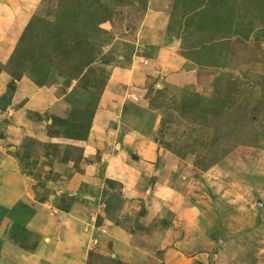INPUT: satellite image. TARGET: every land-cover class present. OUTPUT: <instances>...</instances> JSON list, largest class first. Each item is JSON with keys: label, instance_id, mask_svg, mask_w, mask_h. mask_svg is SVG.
<instances>
[{"label": "rangeland", "instance_id": "1", "mask_svg": "<svg viewBox=\"0 0 264 264\" xmlns=\"http://www.w3.org/2000/svg\"><path fill=\"white\" fill-rule=\"evenodd\" d=\"M160 44L193 76L160 71ZM144 70L141 85L117 76ZM97 110L113 114L94 136ZM0 153L41 201L93 207L79 230L42 221L55 262L264 264V0H0ZM89 162L97 195L53 189ZM2 171L7 205L21 185L4 189ZM6 212L0 264H50L29 219Z\"/></svg>", "mask_w": 264, "mask_h": 264}, {"label": "crops", "instance_id": "2", "mask_svg": "<svg viewBox=\"0 0 264 264\" xmlns=\"http://www.w3.org/2000/svg\"><path fill=\"white\" fill-rule=\"evenodd\" d=\"M172 37V36H170ZM171 42V40L169 41ZM175 47L176 44L170 46V47H165L164 45H159L156 49L157 51V59L159 62L162 63V65L159 67V70H167V71H172V72H177L180 71L179 73H186L188 76L192 77L193 76V69L195 68L194 62L191 60H186L187 58L181 57L179 58V60L177 61V63L175 65H172V63H168L166 65V61L167 59H165V54L166 53H173L175 52ZM134 69V68H133ZM166 71V72H167ZM149 70H144V71H133V72H118L117 76L123 78V80L125 81L124 83H138V85H141L143 83H140L141 81H143L144 78V73H149ZM114 76V74H113ZM137 85V84H135ZM31 104V103H30ZM23 110H26L25 108H22ZM42 110V109H41ZM16 112V114H22L21 110H14ZM112 111H108V110H97L95 113V117L93 120V129H92V134H98V133H102V131L104 130V128L107 127V124L110 123L112 121ZM92 136V135H91ZM95 136V135H94ZM57 141L63 142L61 145L64 147V145L67 144V141L65 139H60L57 138ZM23 143L21 142L20 145ZM86 145V144H85ZM29 149H25L23 152V158L26 156V153L29 152ZM84 153L85 155H87V159L90 160V158L92 157V153H89L88 148L84 149ZM0 156L3 157H12L11 154L8 155H1ZM60 164L65 163L66 164V160L69 159L68 156H63L60 155ZM88 169L84 172L81 171L80 176H78L76 173L75 175L70 178L71 180H73L74 178H76L77 180L73 183L70 184V182L68 181V179H63L60 180L59 184L54 183V190L57 191H65V190H76L77 193L82 194V195H97L99 193V189L96 188V183L98 181V177H96L95 175L91 174L89 171H92V169H90V162L88 164ZM64 166V165H63ZM7 168V162L6 161H1L0 160V171H2L3 169ZM66 168V167H63ZM8 169V168H7ZM1 175L3 176L2 178L4 179L3 183V188L4 189H8L10 191H13L15 188V185H17V183H19L21 186L20 188L16 189V191L18 192L17 194L13 195V199L6 205L3 203L2 199H0V203L2 205V207L6 208L7 210V214H6V218L12 222L13 219H15V217L19 216L18 219H22L24 217H27L28 222L24 224V226L22 227L23 231L27 230H33V232L39 233L41 234L39 241L36 242V246H35V251L34 254L39 257V259H43V260H48V262L50 264H78V260H80V264H83V259L85 258L83 255V258L78 259V258H74L72 255H75L76 252L74 254H71L68 259L65 258V256L63 258H60V260L58 262H55L53 259H55V257H57V255H59V253L57 254L56 249H52L51 247H49L48 245H46L43 241V235L45 234V228H40V227H35L33 224L37 221V219H40L41 221H44V219H47L52 222H54L56 224V227H59V224H61L62 222H69L72 223V225H70L69 230H79L80 227H82V221L83 219H93L92 218V212L90 211L91 208H93L92 206L88 205V204H81V202H74L71 206V209L69 211H64L62 210L61 206H54L55 204L53 202H55L54 198H56V195L54 192L53 195L48 194L46 195V197L44 198V200L41 201V199L38 198L39 191L36 190L35 188H33L31 186V182L30 180L28 181V179L21 173V165L17 164V168L15 169V171L13 170H9L7 172L2 171ZM8 176V177H6ZM96 177V178H95ZM28 183H29V187H28ZM74 186H77V188H74ZM1 187V185H0ZM80 187V189H79ZM59 189V190H58ZM127 200V199H126ZM128 201V200H127ZM120 204V202H119ZM50 206L53 207L54 210L50 209ZM125 207L127 205H124ZM100 207H102V205H100ZM119 207V206H118ZM22 209H23V213H22ZM61 211H64V215H62V213H60ZM58 219H61L58 220ZM62 219H65L64 221ZM97 219H104V212H100V214L97 216ZM105 219H110L109 218V214L105 213ZM113 219V218H112ZM77 220V221H76ZM49 223V222H48ZM47 225V224H46ZM80 225V227H79ZM103 225V224H101ZM49 226V225H48ZM79 229H77V228ZM103 228V226H102ZM48 230V229H47ZM46 230V231H47ZM70 237V241H73L72 238H76L78 235L76 232H72L71 234H69ZM84 235V236H83ZM87 233L83 232L81 237L77 240H74L77 242L79 247L83 246L84 240L87 237ZM119 236L127 241L130 240L131 235H129L127 232L121 230L119 232ZM83 237V238H82ZM82 238V239H81ZM42 246H44L47 249V253H43L42 252ZM72 250H75L73 248H71ZM76 251V250H75ZM118 255L123 254L122 253H117ZM122 260L124 261H128V259H124L121 257ZM136 261V260H135ZM134 261V262H135ZM138 262V261H136Z\"/></svg>", "mask_w": 264, "mask_h": 264}, {"label": "trees", "instance_id": "3", "mask_svg": "<svg viewBox=\"0 0 264 264\" xmlns=\"http://www.w3.org/2000/svg\"><path fill=\"white\" fill-rule=\"evenodd\" d=\"M32 25H33V24H32ZM44 26H46V28H47V25H46V24H45ZM63 209H65V208H63ZM65 210H66V209H65ZM98 256H100V255L94 253L93 251H90V252L88 253V259H87V261H86L85 264H93V263L91 262L92 257H98ZM106 259L109 260L110 262H111V261H114L116 264H124L123 262L115 261L114 258H111V257H107Z\"/></svg>", "mask_w": 264, "mask_h": 264}, {"label": "bare ground", "instance_id": "4", "mask_svg": "<svg viewBox=\"0 0 264 264\" xmlns=\"http://www.w3.org/2000/svg\"><path fill=\"white\" fill-rule=\"evenodd\" d=\"M49 224V223H48ZM48 224L46 225V223H42V221L40 220V219H37V221L33 224L35 227H43V228H45V229H47V227L46 226H48ZM57 249V248H56ZM59 249V248H58ZM58 249H57V251H58ZM42 252L43 253H47V249L44 247V246H42Z\"/></svg>", "mask_w": 264, "mask_h": 264}, {"label": "water", "instance_id": "5", "mask_svg": "<svg viewBox=\"0 0 264 264\" xmlns=\"http://www.w3.org/2000/svg\"><path fill=\"white\" fill-rule=\"evenodd\" d=\"M259 204H261V203H259Z\"/></svg>", "mask_w": 264, "mask_h": 264}]
</instances>
